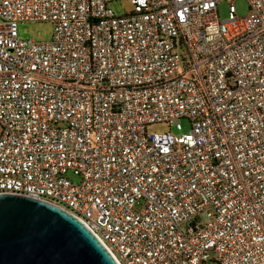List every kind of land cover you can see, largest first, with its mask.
Masks as SVG:
<instances>
[{
	"label": "built area",
	"instance_id": "1",
	"mask_svg": "<svg viewBox=\"0 0 264 264\" xmlns=\"http://www.w3.org/2000/svg\"><path fill=\"white\" fill-rule=\"evenodd\" d=\"M118 1L0 0V195L73 214L119 264H264V0Z\"/></svg>",
	"mask_w": 264,
	"mask_h": 264
},
{
	"label": "water",
	"instance_id": "2",
	"mask_svg": "<svg viewBox=\"0 0 264 264\" xmlns=\"http://www.w3.org/2000/svg\"><path fill=\"white\" fill-rule=\"evenodd\" d=\"M0 264H119L92 230L50 203L0 195Z\"/></svg>",
	"mask_w": 264,
	"mask_h": 264
},
{
	"label": "rangeland",
	"instance_id": "3",
	"mask_svg": "<svg viewBox=\"0 0 264 264\" xmlns=\"http://www.w3.org/2000/svg\"><path fill=\"white\" fill-rule=\"evenodd\" d=\"M234 5L237 7V13L239 17H244L249 13V6L247 0H234ZM228 7L229 2L224 0L219 4V17L221 20L228 18ZM110 8L116 15H125L133 11V5L127 0H121L110 4ZM53 25L49 21H25L20 22L18 25L19 37L22 40L33 39L41 42H48L53 37ZM182 130L178 131L174 126L170 127L166 123H155L148 127L149 133H161L171 130L175 134L188 133L190 130L189 121L181 120ZM2 128L0 126V134ZM67 178L72 182H80V177L75 175L73 172L67 173ZM208 217L206 213L202 217L203 223H207Z\"/></svg>",
	"mask_w": 264,
	"mask_h": 264
}]
</instances>
